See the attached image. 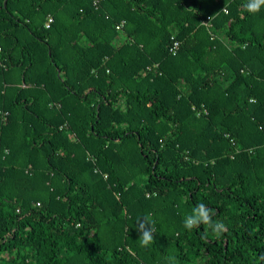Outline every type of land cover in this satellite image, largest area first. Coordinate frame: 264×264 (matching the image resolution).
Segmentation results:
<instances>
[{
  "label": "trees",
  "instance_id": "obj_1",
  "mask_svg": "<svg viewBox=\"0 0 264 264\" xmlns=\"http://www.w3.org/2000/svg\"><path fill=\"white\" fill-rule=\"evenodd\" d=\"M3 2L0 264H264V8Z\"/></svg>",
  "mask_w": 264,
  "mask_h": 264
},
{
  "label": "clouds",
  "instance_id": "obj_2",
  "mask_svg": "<svg viewBox=\"0 0 264 264\" xmlns=\"http://www.w3.org/2000/svg\"><path fill=\"white\" fill-rule=\"evenodd\" d=\"M244 8L251 14L259 13L264 8V0H247ZM213 215H215L213 209L203 203L197 204L192 213L185 216L183 226L185 229L191 231L199 228L201 224L207 225L215 236L219 238L228 229L223 222H213ZM137 225V231L140 233L139 242L141 246H150L154 242V233L156 231L155 222L151 219L150 214L145 216L143 220H138ZM167 259L169 264H175L176 258L174 256H169Z\"/></svg>",
  "mask_w": 264,
  "mask_h": 264
},
{
  "label": "built area",
  "instance_id": "obj_3",
  "mask_svg": "<svg viewBox=\"0 0 264 264\" xmlns=\"http://www.w3.org/2000/svg\"><path fill=\"white\" fill-rule=\"evenodd\" d=\"M96 1L97 0H94V2H96ZM48 15L49 16H48V20H47L46 24L49 26L50 25V22L53 20V15H51V14H48ZM123 24H124V20L121 21V22H118L116 26H117V28H121L123 26ZM178 44H179V40H175L169 50L171 52H174L175 49H176V47L178 46ZM7 115H8V112L7 111H5V112L4 111H1L0 112V116H2V117H6ZM4 151L7 152V149L5 148Z\"/></svg>",
  "mask_w": 264,
  "mask_h": 264
},
{
  "label": "water",
  "instance_id": "obj_4",
  "mask_svg": "<svg viewBox=\"0 0 264 264\" xmlns=\"http://www.w3.org/2000/svg\"><path fill=\"white\" fill-rule=\"evenodd\" d=\"M4 4L6 3V0H4V2H3Z\"/></svg>",
  "mask_w": 264,
  "mask_h": 264
}]
</instances>
